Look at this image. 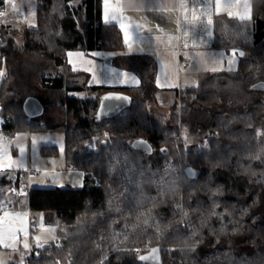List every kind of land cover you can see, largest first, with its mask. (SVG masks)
Here are the masks:
<instances>
[{
	"label": "trees",
	"instance_id": "1",
	"mask_svg": "<svg viewBox=\"0 0 264 264\" xmlns=\"http://www.w3.org/2000/svg\"><path fill=\"white\" fill-rule=\"evenodd\" d=\"M36 2V25L0 27L1 129L64 131L65 163L84 180L81 188L32 186L11 197L26 174L0 170V210L42 212L58 227L59 240L34 247L26 264H139L156 246L163 264H264V91L252 88L264 82V0H252L250 20L215 18L213 47L241 50L238 68L203 73L168 112L159 110L157 65L147 55L114 58L139 76L138 87L89 86L88 74L68 64L69 51L126 48L118 26L103 22V0ZM110 92L129 105L101 117L100 98ZM28 97L43 105L40 116L25 114ZM46 112L75 123L50 126ZM137 139L153 151L135 149ZM41 152L55 157L60 149Z\"/></svg>",
	"mask_w": 264,
	"mask_h": 264
},
{
	"label": "crops",
	"instance_id": "2",
	"mask_svg": "<svg viewBox=\"0 0 264 264\" xmlns=\"http://www.w3.org/2000/svg\"><path fill=\"white\" fill-rule=\"evenodd\" d=\"M222 15L250 20L252 0H103V22L118 26L126 48L89 53L69 51L67 62L73 71L88 74L89 86L138 87L141 80L137 74L112 65L119 55H147L157 65L159 93L177 94L196 87L203 73L237 70L241 50L227 52L213 47L214 21ZM193 16L198 19L193 20ZM208 18L211 24L207 23ZM109 59L113 60L112 65L108 64ZM76 80L83 82L85 77ZM27 135L30 136V132Z\"/></svg>",
	"mask_w": 264,
	"mask_h": 264
},
{
	"label": "rangeland",
	"instance_id": "3",
	"mask_svg": "<svg viewBox=\"0 0 264 264\" xmlns=\"http://www.w3.org/2000/svg\"><path fill=\"white\" fill-rule=\"evenodd\" d=\"M79 3L80 1H74L71 3V7H77ZM36 5V0H4L3 5L0 6V27L26 28L36 25ZM112 63L108 64L112 65ZM113 64L112 66L119 67L115 62ZM103 65L105 66L104 61ZM1 73H5V67H2ZM77 95L83 96V94ZM175 100V92L159 93L161 106L159 110L168 112ZM43 118L50 126H73L75 123L72 117L59 116L54 112H46ZM1 123L0 116V127ZM26 133L28 134L27 131L19 130L15 133L16 139L4 142L2 141L4 131L0 128V168L24 171L27 178L26 185L13 187L9 191L11 197L28 195L32 186L45 189L81 188L83 186L84 173L65 163L66 137L64 131L42 129L30 132V136ZM43 146H57L60 152L55 157H46L41 152ZM92 147L94 148V146ZM9 164H12V167H9ZM19 188H22L20 194L17 191ZM4 206H8V202ZM45 219L44 213L32 212L28 208L17 210L8 208L1 211L0 264H9L15 259H18L19 264H26L34 247H40L44 243L57 242L60 238L57 233L58 227L48 224ZM37 237H39V243ZM5 244H8L9 247H4ZM25 244L28 245L27 248L24 247ZM149 247L150 245L146 248Z\"/></svg>",
	"mask_w": 264,
	"mask_h": 264
},
{
	"label": "water",
	"instance_id": "4",
	"mask_svg": "<svg viewBox=\"0 0 264 264\" xmlns=\"http://www.w3.org/2000/svg\"><path fill=\"white\" fill-rule=\"evenodd\" d=\"M108 62L112 63V60H109ZM252 88L264 91V82H257L252 86ZM128 105L129 98L126 95L118 92H110L101 96L98 113L101 117H113L121 113ZM23 109L29 118H35L43 113L44 107L36 98L28 97L24 101ZM133 147L135 149L144 150L147 153H151L153 151L151 145L143 139L135 140L133 142ZM185 174L189 178L196 179L199 175V172L191 167H188L185 169ZM51 246V243H44L39 248L40 250H45ZM141 257H144V259H141ZM138 263L163 264L161 247H153L149 251L141 254L138 258Z\"/></svg>",
	"mask_w": 264,
	"mask_h": 264
},
{
	"label": "snow or ice",
	"instance_id": "5",
	"mask_svg": "<svg viewBox=\"0 0 264 264\" xmlns=\"http://www.w3.org/2000/svg\"><path fill=\"white\" fill-rule=\"evenodd\" d=\"M229 15H231V13H229ZM240 18H241V19H244V16H241ZM196 19H198V18L195 17V16H193V20H196ZM211 22H212L211 19L208 18L207 23H208V24H211ZM189 23H191V21H189ZM123 27H124V25L121 24V28H122V29H123ZM125 36L127 37V33H125ZM185 47H187V45H185ZM239 54H240L241 56L243 55L242 52L239 53ZM232 55H233V56L236 55L235 51L232 53ZM229 63L231 64V63H233V61H229ZM213 70H215V69H213ZM229 70H231V69H229ZM2 75H3V73H0V76H2ZM13 163H15V162H13ZM8 166H9V167H12V164H9ZM36 239H37V242L39 243V237H37ZM4 247H9V245H8V244H5ZM24 247L27 248L28 245L25 244ZM153 251H155V250H153ZM141 259H144V257H141Z\"/></svg>",
	"mask_w": 264,
	"mask_h": 264
},
{
	"label": "built area",
	"instance_id": "6",
	"mask_svg": "<svg viewBox=\"0 0 264 264\" xmlns=\"http://www.w3.org/2000/svg\"><path fill=\"white\" fill-rule=\"evenodd\" d=\"M181 64H183V62ZM14 138H15V135L13 133H11L9 131H4V136H3L4 141H10L11 139H14ZM21 190H22V188H19V190H17L19 194H20ZM1 211L2 210H0V212Z\"/></svg>",
	"mask_w": 264,
	"mask_h": 264
}]
</instances>
